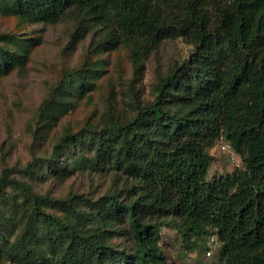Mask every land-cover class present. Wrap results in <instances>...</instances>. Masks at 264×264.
Masks as SVG:
<instances>
[{
	"label": "trees",
	"instance_id": "16d2710c",
	"mask_svg": "<svg viewBox=\"0 0 264 264\" xmlns=\"http://www.w3.org/2000/svg\"><path fill=\"white\" fill-rule=\"evenodd\" d=\"M70 8L107 28L114 43L134 40L139 52L168 38H183L193 50L130 121L66 131L52 155L37 160L51 166L68 151L94 170L113 167L125 174L131 182L126 198L115 193L97 201L81 198L92 223L126 222L131 248L80 231L41 205L70 208V198H36L28 209L7 200L9 186L32 190L13 177L16 167H6L0 175V251L19 264H176L160 243L161 227L172 224L187 238L216 235L224 264H264V0H11L9 5L12 14L42 23L58 21ZM24 60L13 50H0V73ZM224 141L240 165L234 161L232 172L209 179L210 151Z\"/></svg>",
	"mask_w": 264,
	"mask_h": 264
},
{
	"label": "rangeland",
	"instance_id": "374dc122",
	"mask_svg": "<svg viewBox=\"0 0 264 264\" xmlns=\"http://www.w3.org/2000/svg\"><path fill=\"white\" fill-rule=\"evenodd\" d=\"M10 1L0 0V50H13L25 60L0 73V175L4 168L16 167L11 174L32 193L9 186L6 199L19 200L28 209L36 198H70V208L41 205L75 222L80 231L129 249L133 244L129 225L92 223L91 210L81 198L97 201L112 193L126 198L131 182L125 174L113 167L94 170L68 151L51 166L37 160L50 157L66 131L100 130L130 121L141 103L155 99L160 80L189 57L193 45L183 38H168L143 53L134 40L114 43L107 28L94 24L78 8H70L58 21L42 23L12 14ZM92 72L98 75L92 77ZM210 152L214 160L209 179L236 168L220 143ZM29 163L32 169L23 171ZM62 165L66 167L60 169ZM216 237L187 238L166 224L161 227L160 243L167 259L176 264H224ZM0 264L19 263L0 251Z\"/></svg>",
	"mask_w": 264,
	"mask_h": 264
},
{
	"label": "built area",
	"instance_id": "2783aa9c",
	"mask_svg": "<svg viewBox=\"0 0 264 264\" xmlns=\"http://www.w3.org/2000/svg\"><path fill=\"white\" fill-rule=\"evenodd\" d=\"M220 147H221V150L223 152H226L228 155H230V157L233 159V161H236L235 153H234L230 143L224 141L220 144ZM236 162H237V165H240V163H238V161H236ZM213 240H215V239L213 238ZM211 252H212L211 250H208L209 254Z\"/></svg>",
	"mask_w": 264,
	"mask_h": 264
}]
</instances>
